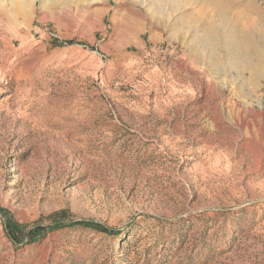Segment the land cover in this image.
Masks as SVG:
<instances>
[{"label":"rangeland","instance_id":"obj_1","mask_svg":"<svg viewBox=\"0 0 264 264\" xmlns=\"http://www.w3.org/2000/svg\"><path fill=\"white\" fill-rule=\"evenodd\" d=\"M214 3L0 13V264H264V115L231 43L233 25L264 39V0H221L206 45ZM258 89L264 104V76ZM8 219L120 232L66 225L15 243Z\"/></svg>","mask_w":264,"mask_h":264},{"label":"bare ground","instance_id":"obj_2","mask_svg":"<svg viewBox=\"0 0 264 264\" xmlns=\"http://www.w3.org/2000/svg\"><path fill=\"white\" fill-rule=\"evenodd\" d=\"M212 1L213 2L215 1V3H214L215 9L213 10L212 16L206 20L203 38H202L203 43L206 45L207 44L213 45L216 42H218V40L220 39V36H219V34L216 30V27L214 25V18L225 20L228 17L227 16V8H225V6L221 4V0H219V1L208 0L209 3H211ZM34 2H35V0H0V13L3 14L5 12V13H8L9 15H11V14L13 15V13H15L18 9H20L22 7L25 9H29L34 4ZM158 9H160V7ZM17 13H19V12H17ZM231 30L235 31V33L240 37V40L231 42L235 46V49H236V52L234 51V53H236V57L238 58L237 63L240 66L242 65L244 69H246L250 72L249 81L253 85V89H252L249 97L247 98L248 102H246V104H247L248 108L250 109L251 114H254L256 116H262V115H264V104H263L262 100H260L259 95H255V94L258 90H260V89H258V83L262 80V78L264 76V51H263L264 50V39L258 41L259 44H257V42L254 41L250 37V35L247 34V32H244V31L238 32L234 25L231 27ZM5 54H6V52H5ZM228 54L230 56H232L231 52H229ZM3 58H1L2 61L6 59V58L5 59H3ZM3 67L4 66L2 64H0V71L4 70ZM153 76H155V75H153ZM257 94H258V92H257ZM237 96L241 97V95H237ZM255 99H256V101L258 99H259L258 101H261V102H259L258 106H256L254 104ZM250 126H251V124L249 121V123L247 122V128L249 129Z\"/></svg>","mask_w":264,"mask_h":264},{"label":"trees","instance_id":"obj_3","mask_svg":"<svg viewBox=\"0 0 264 264\" xmlns=\"http://www.w3.org/2000/svg\"><path fill=\"white\" fill-rule=\"evenodd\" d=\"M63 212L64 211H58L54 215L59 216ZM66 225L88 227L103 233L114 234V235L120 232V230L108 227L102 223L95 221L80 220V221L71 222L70 224H65L64 221L61 220V221H56L55 225L49 228L45 226H35L30 230H26L27 229L26 225L20 224L15 220L8 219L7 221H5V229L8 235L15 243H20L25 241L26 237H29V240L27 242L40 241L42 238L46 236V234L49 231L64 227Z\"/></svg>","mask_w":264,"mask_h":264}]
</instances>
